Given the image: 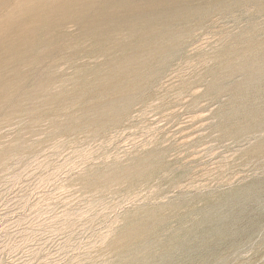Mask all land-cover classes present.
I'll list each match as a JSON object with an SVG mask.
<instances>
[{"label":"rangeland","instance_id":"obj_1","mask_svg":"<svg viewBox=\"0 0 264 264\" xmlns=\"http://www.w3.org/2000/svg\"><path fill=\"white\" fill-rule=\"evenodd\" d=\"M0 264H264V0H0Z\"/></svg>","mask_w":264,"mask_h":264},{"label":"bare ground","instance_id":"obj_2","mask_svg":"<svg viewBox=\"0 0 264 264\" xmlns=\"http://www.w3.org/2000/svg\"><path fill=\"white\" fill-rule=\"evenodd\" d=\"M3 7H4V6H3ZM52 11H53V10H52ZM94 11H95V10H94ZM94 16H95V12H94ZM7 51H8V50H7ZM39 51H40V50H39ZM8 54H9V53H8ZM22 56H23V54H22ZM22 56H21V57H22Z\"/></svg>","mask_w":264,"mask_h":264}]
</instances>
